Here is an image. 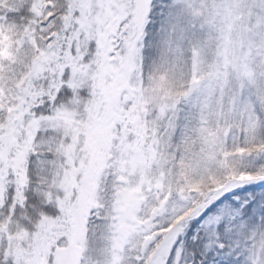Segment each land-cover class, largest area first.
I'll return each instance as SVG.
<instances>
[{"label": "snow or ice", "instance_id": "obj_1", "mask_svg": "<svg viewBox=\"0 0 264 264\" xmlns=\"http://www.w3.org/2000/svg\"><path fill=\"white\" fill-rule=\"evenodd\" d=\"M0 264H264V0H0Z\"/></svg>", "mask_w": 264, "mask_h": 264}]
</instances>
